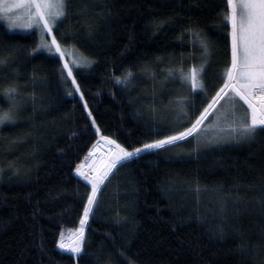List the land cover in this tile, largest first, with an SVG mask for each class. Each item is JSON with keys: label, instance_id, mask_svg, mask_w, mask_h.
I'll use <instances>...</instances> for the list:
<instances>
[{"label": "trees", "instance_id": "trees-1", "mask_svg": "<svg viewBox=\"0 0 264 264\" xmlns=\"http://www.w3.org/2000/svg\"><path fill=\"white\" fill-rule=\"evenodd\" d=\"M221 3L71 0L57 35L95 61L74 73L104 134L139 146L178 126L160 100L167 104L182 91L164 78L169 61L200 64V52L193 59L191 43L182 45L186 29H197L208 40L206 67L216 84L228 60L227 33L217 11ZM38 43L37 32H11L0 22V54L12 50L10 66L0 67V113L10 107L3 89L13 78L21 93L15 123L0 126V264H259L264 259L256 254L264 253V137L200 152L182 146L142 153L105 182L101 208L86 227L88 254L74 260L57 249L59 232L78 226L85 188L74 169L95 137L94 129L85 127L90 121L79 95H67L62 62L42 51L32 54ZM145 66L155 78L141 71ZM127 69L134 72L133 82L116 85L114 76ZM154 95L156 121L150 113ZM205 95L193 99L189 117ZM219 224L227 226L225 240L214 234ZM233 228L257 247L241 254Z\"/></svg>", "mask_w": 264, "mask_h": 264}, {"label": "snow or ice", "instance_id": "snow-or-ice-1", "mask_svg": "<svg viewBox=\"0 0 264 264\" xmlns=\"http://www.w3.org/2000/svg\"><path fill=\"white\" fill-rule=\"evenodd\" d=\"M70 8L71 0H0V21H5L9 29L34 28L39 33V43L32 48V54L45 51L62 62L59 74L67 95H79L86 118L90 121L85 127L94 129V142L74 169L75 176L84 182L85 188L78 226L62 229L56 241L57 249L69 254L72 259L79 260L88 254L85 248L86 227L89 219L101 208L100 197L106 186L105 182H110V178L120 168L135 161L142 153L160 154L161 151L167 152L182 146L189 147L190 151L200 152L208 146L255 141L264 137V0H222L218 6L217 11L227 33L228 60L215 85L212 84L213 78L208 77L206 67L210 66L207 59L208 40L199 30L186 29L189 35H182V45L184 40L191 43L193 59L194 53L200 52V64L188 67L183 58L169 61L163 69L164 78L168 82L179 83L182 91L168 99L167 104L164 103V98L160 100V105L180 123L170 127L166 133L141 142L139 146L120 142L118 138L104 134L97 124L77 79L79 73H74V69L91 68L95 61L82 54L78 55L79 50L75 44L68 45L66 40L59 39L57 35L68 19ZM21 11L22 16L19 14ZM5 52L7 55L0 54V67L10 66L12 50L5 49ZM141 71L153 78L156 76V72L148 66ZM114 79L116 85L127 86L133 82L134 72L127 69L122 76H114ZM3 91L11 104L8 111L0 113V126L6 122L15 123L21 105L18 99L21 95L19 85L14 78ZM201 95H205V99L201 100V108L196 110L194 116L189 117V105L195 97ZM35 103L36 97L33 94V107ZM150 113L153 121L159 119L155 95ZM185 119L188 120L186 124L182 123ZM18 173L19 169L13 172L14 175ZM2 174L3 169H0V175ZM260 204L261 211L264 212V201H260ZM214 234L220 240L227 239V226L217 225ZM232 234L241 241L238 245L241 254L257 247L250 242L246 243L244 233L239 229L233 228ZM256 254L264 256L261 252ZM121 256H124L123 252ZM129 264L132 262L129 261ZM259 264H264V259Z\"/></svg>", "mask_w": 264, "mask_h": 264}, {"label": "rangeland", "instance_id": "rangeland-1", "mask_svg": "<svg viewBox=\"0 0 264 264\" xmlns=\"http://www.w3.org/2000/svg\"><path fill=\"white\" fill-rule=\"evenodd\" d=\"M21 16L23 15V12L21 11L19 13ZM1 23H4L6 26H7V23L5 21H0ZM22 22V21H21ZM8 27V26H7ZM9 29V28H8ZM11 32H18V33H23V34H26V33H31V32H36V30L33 28V29H26V28H22V27H18V28H15V29H9ZM38 33V32H37ZM38 36H39V33H38ZM50 39V38H49ZM44 53H47L45 51H42ZM48 54V53H47ZM79 55V53H78Z\"/></svg>", "mask_w": 264, "mask_h": 264}]
</instances>
